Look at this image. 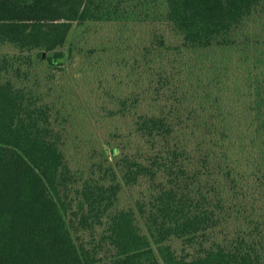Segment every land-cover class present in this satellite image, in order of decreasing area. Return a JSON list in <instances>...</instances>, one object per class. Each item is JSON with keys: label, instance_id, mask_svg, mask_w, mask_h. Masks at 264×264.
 <instances>
[{"label": "trees", "instance_id": "obj_1", "mask_svg": "<svg viewBox=\"0 0 264 264\" xmlns=\"http://www.w3.org/2000/svg\"><path fill=\"white\" fill-rule=\"evenodd\" d=\"M99 23L164 25L176 43L156 35L148 84L104 107L130 118L116 168L91 146L102 160L78 175L74 116L29 73L34 51L63 65ZM259 23L264 0H0V47L19 52L0 53V264H264Z\"/></svg>", "mask_w": 264, "mask_h": 264}, {"label": "rangeland", "instance_id": "obj_2", "mask_svg": "<svg viewBox=\"0 0 264 264\" xmlns=\"http://www.w3.org/2000/svg\"><path fill=\"white\" fill-rule=\"evenodd\" d=\"M86 29L88 32L83 34L81 41L84 49L76 51L73 58H68L63 65L54 68L46 61L47 53L42 60L34 51L32 56L35 61L29 73L30 83L36 91H40L48 100L58 102L60 108L74 116L66 122V155L69 165L78 175H87L86 171L92 163L102 160V157L90 150L91 146L102 150L104 157L116 168V163L122 157L121 144L126 139L130 118L108 117L104 107L115 106L114 96L141 92L139 86L148 84V79L143 83L141 76L148 77L149 69L144 65L145 59H156V53L160 51L159 41L154 39L156 35H163L168 46L176 43V36L164 25L136 23L121 26L99 23ZM256 30L261 38L260 46L264 48V27L259 23ZM68 44L61 49L65 54ZM148 52L150 54L147 56ZM0 53L19 54L9 46L0 47ZM23 80L27 78L24 76ZM115 149L118 150L116 153ZM145 187L140 185L134 190L125 188L120 205L134 206L135 196L140 195ZM72 197L74 199V193ZM223 236V233H219L218 238ZM172 243L182 254L183 241L175 239ZM198 248L196 243L187 246L186 251L194 255Z\"/></svg>", "mask_w": 264, "mask_h": 264}, {"label": "water", "instance_id": "obj_3", "mask_svg": "<svg viewBox=\"0 0 264 264\" xmlns=\"http://www.w3.org/2000/svg\"><path fill=\"white\" fill-rule=\"evenodd\" d=\"M43 56L45 57V53L43 54Z\"/></svg>", "mask_w": 264, "mask_h": 264}]
</instances>
